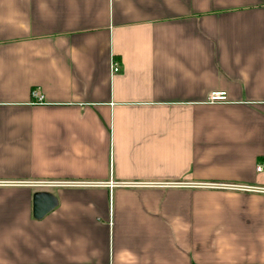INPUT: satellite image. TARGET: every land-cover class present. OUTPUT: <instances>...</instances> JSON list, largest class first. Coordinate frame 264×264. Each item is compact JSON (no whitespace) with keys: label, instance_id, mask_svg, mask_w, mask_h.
Returning a JSON list of instances; mask_svg holds the SVG:
<instances>
[{"label":"crops","instance_id":"crops-1","mask_svg":"<svg viewBox=\"0 0 264 264\" xmlns=\"http://www.w3.org/2000/svg\"><path fill=\"white\" fill-rule=\"evenodd\" d=\"M258 164L264 0H0V264H264Z\"/></svg>","mask_w":264,"mask_h":264},{"label":"built area","instance_id":"built-area-1","mask_svg":"<svg viewBox=\"0 0 264 264\" xmlns=\"http://www.w3.org/2000/svg\"><path fill=\"white\" fill-rule=\"evenodd\" d=\"M120 70L119 64L116 61L112 62V67H111V73H116ZM32 96L33 98H36L38 102H41L43 99V96L39 93L37 89H34L32 91ZM208 100L210 102H216V101H225L226 100V94L225 92H213L209 95ZM256 171L257 172H264V164H258L256 166ZM46 183V182H45ZM42 184V183H41ZM48 184V182L46 183ZM62 184L64 185H80L83 184V182H63ZM208 186H226L228 187L229 185H217V184H207ZM229 187H234L238 188L240 190H245V191H255V192H264V188H259V187H250V186H229Z\"/></svg>","mask_w":264,"mask_h":264},{"label":"water","instance_id":"water-1","mask_svg":"<svg viewBox=\"0 0 264 264\" xmlns=\"http://www.w3.org/2000/svg\"><path fill=\"white\" fill-rule=\"evenodd\" d=\"M57 205L56 197L48 191H36L32 196V214L41 219Z\"/></svg>","mask_w":264,"mask_h":264}]
</instances>
